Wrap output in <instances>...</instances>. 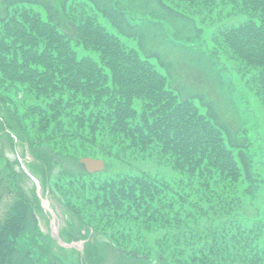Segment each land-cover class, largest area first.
I'll return each mask as SVG.
<instances>
[{
    "label": "trees",
    "instance_id": "16d2710c",
    "mask_svg": "<svg viewBox=\"0 0 264 264\" xmlns=\"http://www.w3.org/2000/svg\"><path fill=\"white\" fill-rule=\"evenodd\" d=\"M167 1L170 13L210 27L219 68L237 73L264 107V0ZM34 2L3 0L0 10V264H264V128L226 140L96 13L64 6L72 37L51 6L46 18ZM102 10L118 22L113 8ZM5 128L29 150L66 221L78 224L77 236L64 229L62 237L86 239L82 249L43 226L48 215L6 154L3 137L15 142ZM83 155L149 157L175 173L89 172Z\"/></svg>",
    "mask_w": 264,
    "mask_h": 264
},
{
    "label": "rangeland",
    "instance_id": "374dc122",
    "mask_svg": "<svg viewBox=\"0 0 264 264\" xmlns=\"http://www.w3.org/2000/svg\"><path fill=\"white\" fill-rule=\"evenodd\" d=\"M35 1L37 2L34 3L41 7L46 18H51L50 11H54L51 13L54 15V21H59L61 28L72 37L75 36L74 22L65 14L64 6L69 7L70 10H79L84 7L90 12L96 13L99 20L109 29L115 31L116 34L134 46L140 55L151 60L166 75L168 84L181 97H192L201 111L206 112L223 128L226 140L244 141L247 138L252 139L254 133L257 132L256 125L264 128V107L249 94L250 92L238 74L229 69L222 71L219 68L221 62L213 53L209 52L212 46L208 38L210 27L205 26L198 18L195 22L180 14L170 13L169 9L165 7L167 0ZM75 1L77 2L73 4ZM49 6H51L50 11L48 10ZM4 7L3 0H0V10ZM107 8L114 9L113 12L117 15V23H114L109 16L104 14L102 9ZM197 28L201 30H197ZM87 52L97 56L95 51L79 48L80 54ZM3 138L7 153L11 155L14 146L6 137ZM23 146L25 147V144L20 142V145L17 146L18 151L25 152ZM262 170L264 171V166ZM141 171L165 175L166 177H171L175 173L166 163L149 157H136L124 163L107 161L104 174ZM27 179L29 180L26 181V188L29 190L36 186L37 191L43 196V203L45 204L43 206L48 215L42 220L45 229L58 236L64 229H68L77 236L78 224L74 223V226H71L66 221L62 208L56 203L52 193L43 187L40 177L38 176L40 180L38 182H34L29 176ZM46 197L50 200V208L46 207ZM52 210L55 217L52 216ZM94 237H96L95 233L89 231L86 238L92 239ZM74 240L80 248L86 242V239L75 238ZM105 264L107 263L105 262ZM117 264L132 263L130 260L120 262L117 258Z\"/></svg>",
    "mask_w": 264,
    "mask_h": 264
},
{
    "label": "water",
    "instance_id": "95a60500",
    "mask_svg": "<svg viewBox=\"0 0 264 264\" xmlns=\"http://www.w3.org/2000/svg\"><path fill=\"white\" fill-rule=\"evenodd\" d=\"M79 160L85 165L86 169L90 172L101 171L104 169V166H105L104 159L102 158H96L92 156H82L80 157ZM59 241L64 245H75L76 244L75 242L66 243L61 238H59Z\"/></svg>",
    "mask_w": 264,
    "mask_h": 264
},
{
    "label": "bare ground",
    "instance_id": "6f19581e",
    "mask_svg": "<svg viewBox=\"0 0 264 264\" xmlns=\"http://www.w3.org/2000/svg\"><path fill=\"white\" fill-rule=\"evenodd\" d=\"M46 204H47V202H46ZM48 205V204H47Z\"/></svg>",
    "mask_w": 264,
    "mask_h": 264
}]
</instances>
